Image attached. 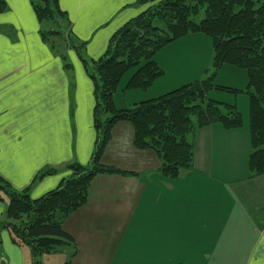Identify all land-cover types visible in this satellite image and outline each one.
Here are the masks:
<instances>
[{"label":"crops","instance_id":"obj_1","mask_svg":"<svg viewBox=\"0 0 264 264\" xmlns=\"http://www.w3.org/2000/svg\"><path fill=\"white\" fill-rule=\"evenodd\" d=\"M4 1L0 178L15 191L38 199L69 176L67 165H87L94 150L93 85L82 59L102 57L111 37L145 7L137 6L138 0H58L66 15L59 19L61 33L65 27L64 37L74 46L85 44L78 56L63 42L59 47L57 40L52 44L41 40L30 0ZM201 37L188 35L158 51L154 61L163 77L145 92L116 94L115 104L128 107L200 80L209 69L211 53L200 68L192 57L200 49L191 48H197L196 42L212 50ZM242 102L245 113L237 99L228 103L243 117L240 129L226 131L213 124L187 137L193 146L192 166L175 179L161 176L154 152L133 147L130 124L115 125L101 161L134 175L95 177L87 203L62 224L75 249L43 254L39 264H264V175L249 177L246 98ZM48 169L55 173L36 179ZM7 205L4 198L0 264H37L30 249L13 243L1 227Z\"/></svg>","mask_w":264,"mask_h":264},{"label":"trees","instance_id":"obj_2","mask_svg":"<svg viewBox=\"0 0 264 264\" xmlns=\"http://www.w3.org/2000/svg\"><path fill=\"white\" fill-rule=\"evenodd\" d=\"M30 5L40 25L41 40L50 44L62 40L65 47H72L80 56L85 44L74 46L60 31L59 19L66 15L59 10L58 0H30ZM136 5L149 8L111 37L102 57L92 62L82 59L95 103L92 126L97 139L89 163L67 165L70 175L38 199H31L25 191H15L0 178V202L8 199L1 227L8 230L13 243L30 249L37 264L43 254L75 249L74 239L62 224L87 203L95 177L134 175L104 166L101 161L111 131L119 123L131 125L136 150L152 151L158 156L161 176L175 179L192 166L193 146L188 135L213 124L226 131L244 124L234 104L211 99L209 94L222 91L246 95L249 177L264 175V0H138ZM6 9L5 1L0 0V14ZM200 14L203 17L196 22ZM45 24L48 29H44ZM188 35L210 39L214 70L210 76L128 107L115 104L116 94L145 92L163 77V69L154 61L155 54ZM224 67L245 73L244 89L215 84L217 73ZM129 73L121 88V81ZM54 173L53 169L44 170L36 179Z\"/></svg>","mask_w":264,"mask_h":264},{"label":"rangeland","instance_id":"obj_3","mask_svg":"<svg viewBox=\"0 0 264 264\" xmlns=\"http://www.w3.org/2000/svg\"><path fill=\"white\" fill-rule=\"evenodd\" d=\"M144 7H145L144 8V11H146L149 8V6H147V5L144 6ZM202 17H203V15L200 14L199 17L195 19V21L198 22L199 20L202 19ZM46 28L47 29L49 28V25L48 24H45L44 25V29H46ZM64 30H65V27L62 28V35L63 36L65 35ZM201 38H205L206 42L210 45V48H211L210 39L208 37H205V36L204 37H201ZM56 42H57L56 44L59 47L60 46L63 47L62 40L61 41L60 40H57ZM194 44L197 45V48H191V50L192 51L194 49H196V50L200 49V50H199L198 53H196V52H195V54L193 53L194 54L192 56L193 57V63L194 62H198L200 68H202V66L205 64V62L207 60L208 53L209 54L211 53V62H210V65H209V69L207 70V73L205 74V76H204V74H200V76L202 77L201 79H206L208 76H210V74H212L214 72L213 67H212L213 51L212 50L211 51H208L207 46L198 45L196 42ZM183 46H185V45H183ZM171 52L172 51H170V53ZM185 60L188 63V58L187 57L185 58ZM177 63L180 64V65L183 64V62L180 60V57L179 56H178V59H177ZM175 67H176V64H175ZM227 69H229V67H224V68H222V70L220 71V73L219 72L217 73V75L215 77V84H218V85H221V86H225V87L226 86L227 87H231L232 86V87H236L237 89H244V81L246 79L245 78V73L243 71L238 70V69H235V68H234V70L239 71V73H232L231 71H227ZM89 71H91V70L89 69ZM218 74H219V76H218ZM129 75H130V73L127 74L123 78V80L121 81V84H120L121 87L123 86L124 82L126 81V79L128 78ZM217 76H218V78H217ZM136 92H141V91H136ZM154 95H157V94H154ZM146 97H149V96H146ZM150 97H153V96H150ZM209 97L211 99H214V100H217V101H220V102H226V103H234L235 100L237 99V104L239 105L240 110L242 111V113H245L244 112L245 110H243V102H242V100H245V98L247 99V96L246 95L238 94V95H235L234 96V95H232L230 93H225V92H222V91H212L209 94ZM69 175H70V172H69Z\"/></svg>","mask_w":264,"mask_h":264}]
</instances>
